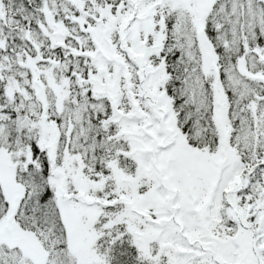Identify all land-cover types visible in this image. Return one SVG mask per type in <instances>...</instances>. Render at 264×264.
<instances>
[{
  "label": "snow or ice",
  "instance_id": "1",
  "mask_svg": "<svg viewBox=\"0 0 264 264\" xmlns=\"http://www.w3.org/2000/svg\"><path fill=\"white\" fill-rule=\"evenodd\" d=\"M0 264H264V0H0Z\"/></svg>",
  "mask_w": 264,
  "mask_h": 264
}]
</instances>
